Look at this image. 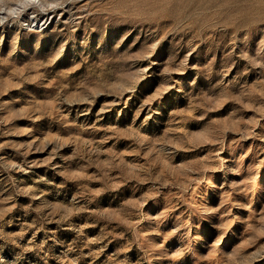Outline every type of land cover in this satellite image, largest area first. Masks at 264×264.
<instances>
[{
  "label": "rangeland",
  "instance_id": "rangeland-1",
  "mask_svg": "<svg viewBox=\"0 0 264 264\" xmlns=\"http://www.w3.org/2000/svg\"><path fill=\"white\" fill-rule=\"evenodd\" d=\"M58 5L0 0V264H264V0Z\"/></svg>",
  "mask_w": 264,
  "mask_h": 264
},
{
  "label": "clouds",
  "instance_id": "clouds-1",
  "mask_svg": "<svg viewBox=\"0 0 264 264\" xmlns=\"http://www.w3.org/2000/svg\"><path fill=\"white\" fill-rule=\"evenodd\" d=\"M19 2V8L18 9H13L12 10V15H18L20 11H22L24 8L29 7V6H37L39 7L40 11H47L49 8H55L58 5V0L53 3H48L47 5L42 4L40 0H18ZM4 11L3 8H0V12ZM8 19L7 16H0V24L6 22Z\"/></svg>",
  "mask_w": 264,
  "mask_h": 264
}]
</instances>
